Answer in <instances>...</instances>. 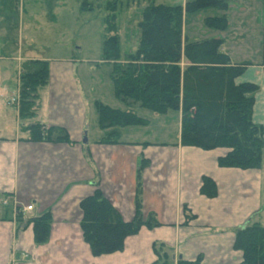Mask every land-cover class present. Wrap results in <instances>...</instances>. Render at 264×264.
<instances>
[{"label":"crops","instance_id":"obj_1","mask_svg":"<svg viewBox=\"0 0 264 264\" xmlns=\"http://www.w3.org/2000/svg\"><path fill=\"white\" fill-rule=\"evenodd\" d=\"M236 8L248 10L242 4ZM253 11L259 15L257 32L249 36L254 60H241L227 46L224 32L233 25L228 14L227 28L212 37L222 38L220 50L233 64H245L235 81L258 86L252 120L264 128V2ZM63 66V79L50 83L48 78L39 91L34 118L45 126L63 127L71 143L26 140L28 132L18 130L16 108L13 134L0 136V264H152L157 245L172 264L197 255L201 264H240L242 252L234 248L236 229L264 214V148L260 168L221 167L217 160L227 148L202 149L180 142V110L158 113H176L177 132L171 141L148 140L130 128L145 123L113 126L117 142H102L107 130L98 127L97 114L90 118L88 92ZM135 114L148 121L137 107ZM203 176L216 184L213 197L200 192ZM95 187L124 220L153 215L158 224L141 225L117 251L93 255L82 237L78 202ZM30 203L32 209L25 211ZM46 210L51 215L47 237L36 243L30 218Z\"/></svg>","mask_w":264,"mask_h":264},{"label":"trees","instance_id":"obj_2","mask_svg":"<svg viewBox=\"0 0 264 264\" xmlns=\"http://www.w3.org/2000/svg\"><path fill=\"white\" fill-rule=\"evenodd\" d=\"M227 9L226 0H192L186 2L185 11L203 6ZM102 59L112 62L110 78L115 96L125 105L124 109L112 108L96 101L97 124L107 130L102 142L116 143L118 135L113 126L145 124L146 120L135 114L136 107L156 113L168 110L181 111L180 142L202 149L216 147L228 151L218 157L221 167L242 169L260 168L264 148V128L253 122L254 94L258 86L252 82L235 80L245 64H233L220 50L222 38L209 37L189 41L182 30V5L148 4L141 11L138 21L139 35L133 52L120 59L118 35L114 31V2L105 7ZM207 24L225 29L228 20L208 17ZM49 78L47 60H24L18 71L17 118L22 129L28 132L26 140L67 143L71 140L60 126H45L31 121L40 105L39 91ZM30 120V122H29ZM200 192L208 197L216 194V184L208 176L202 177ZM81 216L79 225L83 240L93 255L108 254L122 247L123 239L134 234L144 225L151 227L158 222L153 215L142 218L134 215L124 220L119 211L102 194L99 188L78 202ZM135 209L138 204L135 202ZM33 237L43 242L48 233L51 215L48 210L31 217ZM234 247L242 251L240 264H264V225L251 219L236 229ZM157 260L152 264H169V256L154 247ZM202 257L179 258L176 264H201Z\"/></svg>","mask_w":264,"mask_h":264},{"label":"rangeland","instance_id":"obj_3","mask_svg":"<svg viewBox=\"0 0 264 264\" xmlns=\"http://www.w3.org/2000/svg\"><path fill=\"white\" fill-rule=\"evenodd\" d=\"M189 1L192 0H0V136L13 134L18 98L17 70L24 60L30 58L48 61L50 83L56 82L57 78L63 79L59 68L63 65V68L68 67L72 76L88 92L85 95L93 105L90 118L96 119V101L123 108V103L114 94L110 78L112 62L102 59L100 46L105 7L113 2L114 31L118 35L120 59L135 50L141 11L151 3L182 5V30L189 41L220 34L221 29L210 27L207 18L228 14L233 25L225 28L227 46L233 48L234 55H239L241 60H254L252 58L257 57L255 50L251 49L252 39L249 36H255L258 28L259 15L253 9L263 4L264 0H226L230 4L228 10L208 5L185 11L184 6ZM240 4L248 10H238L236 6ZM40 94L43 98V92ZM138 108L137 112L148 120L143 126L130 127L136 129L138 136L157 141L175 138L177 126L174 111L162 115L146 108H139V111ZM17 120L21 134L26 130L22 129L23 121ZM31 121H35V118ZM262 216L260 219L261 215H255L253 220L264 225V214ZM169 264H172L171 257Z\"/></svg>","mask_w":264,"mask_h":264},{"label":"built area","instance_id":"obj_4","mask_svg":"<svg viewBox=\"0 0 264 264\" xmlns=\"http://www.w3.org/2000/svg\"><path fill=\"white\" fill-rule=\"evenodd\" d=\"M31 209H32V204L31 203L24 207L25 211H30Z\"/></svg>","mask_w":264,"mask_h":264}]
</instances>
